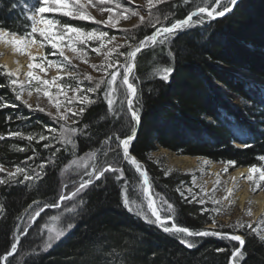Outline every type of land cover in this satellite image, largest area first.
Masks as SVG:
<instances>
[{"label":"trees","instance_id":"16d2710c","mask_svg":"<svg viewBox=\"0 0 264 264\" xmlns=\"http://www.w3.org/2000/svg\"><path fill=\"white\" fill-rule=\"evenodd\" d=\"M35 2L0 0V28L20 35L30 31L27 8ZM205 3L211 8L212 0H165L148 11L144 23L124 35V43L117 50L119 59L105 72L101 88L95 93L76 94L88 95L95 102L75 104L76 110L85 108L82 115L71 116L67 124L78 129L72 136L75 148L61 142V122L56 117L15 98L18 86L10 85L9 77L3 74L5 69H0V165L5 169L0 179L7 181L0 183V257L4 264H229L236 248L232 241L215 235L193 236L188 239L193 244L189 248L173 233H165L124 207L122 189L130 197L131 186L136 187L139 181L129 161L122 163L120 180L116 179L119 174L108 172L81 191L73 211L63 216V224L74 227L48 249H38V235L42 220L53 214L49 208L26 232L22 226L32 210L57 203L60 172L76 156L94 152L95 162L101 167L121 164L123 153L116 137L123 139L125 134H131L132 121L124 102L126 88L120 87L118 79L115 85H107V73L126 61L125 54L145 36L159 27H170ZM45 15L85 31L97 27L93 22L57 13ZM192 21L195 24L177 31L164 44L140 51L135 58L130 81L137 94L132 107L140 109L141 120L129 153L142 164L152 195L174 206L175 211L169 212L173 221L191 231H201L206 225L218 224L215 206L193 199L185 190L192 186L191 178L179 173L165 175L148 154L159 145L176 154L202 156L225 167L224 162L235 161V165L227 166V172L264 165L258 159L264 156V99L259 96L260 89L223 69L244 70L264 80V0H240L224 17L209 19L198 14ZM49 51L46 49V54ZM166 66L173 68L167 81L153 74L154 68ZM66 81L68 85L76 83L69 77ZM79 86L91 85L80 81ZM110 87L117 88L114 112L109 111L105 97ZM225 94L237 98L239 105L232 106ZM16 132L22 135H11ZM29 134L34 137L32 141L22 138ZM41 134L47 139L40 140ZM106 140L109 142L104 143ZM16 167L25 169L32 179L24 180L23 174L8 179L7 173ZM219 230L232 233L229 228ZM20 233L16 251L7 256ZM238 233L245 239V255L239 264H264V243L245 228Z\"/></svg>","mask_w":264,"mask_h":264},{"label":"snow or ice","instance_id":"6c2138e0","mask_svg":"<svg viewBox=\"0 0 264 264\" xmlns=\"http://www.w3.org/2000/svg\"><path fill=\"white\" fill-rule=\"evenodd\" d=\"M112 0H96V4H93V0H85V3H81L80 0H36L35 4L30 5L27 8V11L30 13L27 16V19L31 21V27L30 31L26 32L24 35H20L18 33H8L3 28H0V43L9 44L12 47V50L14 53H18L21 55H27L29 58V64L27 65L29 71L25 73V76L27 77V82L30 86V90L28 91V96L32 95V91L34 90L36 93H42L43 96L48 98V101L50 104H52L53 107L56 108V118L60 121H67L69 117V113H71L72 117L80 116L84 113L85 108L83 106L79 107L78 110L69 107L68 105H71L73 101H78L81 105H87L92 104L95 101H93L88 95H80L77 96V93H95L97 90L101 88V85L104 83L103 79L96 82L94 86H89L87 88H81L80 81L77 79L76 74L71 71V67H74V65L71 64V58L65 54V49L70 51L75 55L77 59H79L81 62H87L85 57L87 56L86 48L88 46L89 41L93 40H100V46L99 47H93L91 51L100 54L101 49L105 46L104 45V39L105 37H109V34L104 31H85L84 29L70 26L67 24H61L57 19L50 18L45 15V13H58L63 16H68L70 18L79 19V20H88L93 21L95 23H104L107 25H111L113 28L117 26V23L120 18L128 19L129 16L126 14L128 10L125 8L120 14L116 15L114 17L113 12L114 9L112 7L108 8H100L101 12L107 11L109 13L107 20L105 21H95L94 17H92L87 11L86 8L91 6H98V5H104L111 3ZM156 3H162L164 0H155ZM238 0H227L225 3L224 0H212V6L211 8L208 7L207 3L204 4V6L197 5L196 11L190 13L185 19L178 20L175 23H173L170 27H164L160 29H156L150 36H145L143 40L139 42V44L132 50L128 51L125 55L127 57V63L120 65L124 69V72L122 74V79L120 80V87L125 88V100L127 102L128 108L127 111L131 113V121H132V132H135V125L140 123L141 117H140V109L133 108V97L137 94V89L133 85V83L129 80V73H131L134 65L135 58L137 57V54L141 51L142 48H144L146 42H153L155 43L157 41L158 35H163L164 39H161L159 41L160 44H164L170 36L175 35L176 31L178 29L184 28L186 25L190 24L192 22L193 16H196L198 14H206L207 17L211 19H215L217 17H224L227 13L231 12L235 5L237 4ZM148 3V9L149 12H151V8L153 6V0H147ZM184 3H188V0H184ZM120 4H116V8H120ZM132 16H138L139 13L136 11L131 12ZM165 19H168L167 16H165ZM140 23L145 22L144 16H139ZM157 22H159L157 18ZM149 23L151 24V20H149ZM154 27V25H152ZM35 34V35H34ZM36 35H38L41 39L37 40ZM11 36V39H8V37ZM115 37H109L108 43H111L113 40H115ZM39 45L40 48H44L45 46H50L51 49H53V52L51 55L58 54L59 57L62 58V60H50L48 59L47 55L41 56L39 58V62H35L37 60L36 57L32 55V53L29 51V49L33 45ZM78 45H82L84 47H78ZM118 47V46H116ZM131 48V45H129ZM115 47L108 49L107 52H104L103 55L105 57V60L107 61L112 53L115 51ZM169 55L171 56V52H169ZM71 66V67H70ZM92 67H96V65H92ZM101 68L107 67V68H113V64L111 62H108L106 65L102 63L100 65ZM39 69L41 73H46L48 68H55L57 71V75L53 77L51 80L43 79L40 75L36 74L33 69ZM0 69H5L4 75L9 77V84L10 85H17L18 80L12 79L14 76H18L19 69H17L15 72L11 70H6V66H0ZM63 72L65 76L71 78L76 83L74 85H68L64 83H59V81H62L64 79V76H61L60 73ZM173 72V68L171 66H166L163 68L156 67L154 68L153 74H159L160 78L164 81H167L169 79V76ZM110 76V79L107 81V85L113 86L115 85L117 81V77L119 73L117 71H112L110 73H107ZM88 81H92L91 76L85 77ZM32 81H36L37 86H32ZM21 91L16 92L15 98L17 100H20L22 103H24L26 106L31 107V105L28 104L27 100H23V85L21 84ZM55 87L57 89L55 96H64V101L61 102L59 99H55L53 94L50 92V88ZM15 91V89H13ZM71 91L73 95L69 97L67 95V92ZM117 91L116 87H111L108 91L105 92V97L107 99V104L109 107L110 112H114L113 104H114V94ZM123 103V101L121 102ZM7 106V105H3ZM40 111H45L44 108L39 107L37 105ZM61 107H64V111H61ZM49 115H53L52 113H49ZM73 123L75 124L76 121L73 120ZM49 131L55 132L56 129H49ZM78 131L75 127H68L66 128L64 124H61L60 126V137L61 142L65 144H71L73 148H75L74 140L72 139V136ZM13 136H21L22 134L19 132L11 133ZM26 138L29 141H32L34 138L31 134H29ZM0 139H3V137H0ZM47 137L43 134L40 135V140H46ZM111 139V137L109 138ZM118 140L117 147L122 148L123 150V156L126 160L129 161L130 164L135 165L137 171H140V165L137 162V160L134 157L130 156L129 153V145L130 143L135 139L134 135L131 134H125V138L121 139L119 136L116 137ZM109 141L106 140L104 143H108ZM50 145L46 144L45 147H49ZM248 145L245 144V147ZM19 151H24L25 149H18ZM59 151V149H57ZM90 158L95 159V153L88 154ZM81 160L84 158H80ZM260 161H264V156L258 157ZM78 161H71L69 167L72 164H77ZM205 165L209 163V161L205 160L203 162ZM227 166H233L235 165V161H227L224 162ZM224 168V172L228 171V167ZM41 169L43 168V165H40ZM5 171L3 165H0V172ZM108 172H114L119 173L118 176H116L117 180H120L123 177V171L117 167H114L112 165H109L108 167H98L94 173H88L90 179L87 181H82L80 183L79 188L76 189V193H79L84 188H86L88 185L92 184V178L96 180L101 179L105 176V173ZM258 173L259 177L258 179H254L253 174ZM17 174H23L24 180H31L32 176L28 175L25 172V169L16 167L14 172H8L7 176L8 179L14 178ZM142 176L146 177V173L141 172ZM168 172H165V175H168ZM37 176L39 173L36 174ZM242 178L252 182L255 187H253L251 190L254 192L256 191V188L261 186V181H264V165L262 166H250L248 169V175L246 177L243 176ZM195 180V178H194ZM232 180L235 182L236 178L232 177ZM6 180L0 179V183H6ZM21 183L23 181H20ZM220 184V180H216V185ZM215 187V186H214ZM203 191V189H201ZM124 189H122V197H123V204L124 206L130 211H136V213L146 221L157 224L159 227L162 228V230L165 233H183L184 236L180 238V243L184 244L186 247H193V244L185 239L184 237L189 236H208V235H219L217 232H209V231H191L186 227H178L175 223H172V225L169 227L168 224L165 221V218H162L160 213L157 211L156 207H154V204L151 200H149L148 208L151 211V216L155 217V220H151V218L143 212V210L137 205V202L135 200H130L125 195ZM177 191H180L178 188ZM189 192H191V189H188ZM234 191V189H227V195L224 197L225 200H229V196ZM145 192H147V189H145ZM76 193H73L72 195L75 196ZM183 196V193H181ZM68 197H65L64 195H61L60 199L64 200ZM187 199V197H185ZM193 199H195V196H193ZM192 201H189L191 203ZM201 204L204 203L203 200L199 201ZM35 203V202H34ZM167 203V201H165ZM212 203L219 204L220 201L213 199ZM232 201L229 200V204L231 205ZM53 207H59L58 203H55L52 205ZM31 207V206H29ZM167 209L170 212H174V206L170 203H167ZM42 210V209H41ZM214 211L219 212V208L213 209ZM2 211V209H0ZM67 211H73V209H67ZM206 211V210H205ZM247 215H251V211L249 210ZM36 215H39V213H36ZM54 220L58 219V217H53ZM167 219L174 220V217H168ZM215 223V221H213ZM261 224H264V221L261 222ZM251 232L256 234L258 237V240L262 243H264V234H261L260 228L252 227L251 224L247 225ZM74 227L71 223L68 224V228L71 229ZM231 227V225H230ZM236 227L243 228L245 225L243 223L237 222ZM64 235V231H58L55 235V239H59ZM52 237H50V240ZM232 241L239 242L240 246L239 248H235L234 251L231 253V258L229 264H239V261L236 259L237 257L243 258L244 252L242 251L243 246L245 245V239L241 235H232L230 237ZM51 244L48 243L47 247H50ZM12 252H9L8 255L11 256L13 252L16 251L17 245L15 243L12 244ZM46 250V249H45ZM217 251H224V249H218ZM0 259H4L3 257H0Z\"/></svg>","mask_w":264,"mask_h":264},{"label":"rangeland","instance_id":"374dc122","mask_svg":"<svg viewBox=\"0 0 264 264\" xmlns=\"http://www.w3.org/2000/svg\"><path fill=\"white\" fill-rule=\"evenodd\" d=\"M80 2L85 3V0H80ZM93 4H96V0H93ZM116 4H120L121 7L116 8ZM157 4L159 3H156L155 0H153L152 7L156 6ZM101 7L103 8L112 7L114 9V12H113L114 17L120 14L125 8L128 10L126 14L129 16V18L128 19L120 18L115 28H113L111 25H107L104 23H95L93 21H89L97 25V27H95L92 30L107 32L109 34V37H115L116 39L113 40L111 43H108L109 37L103 38L105 46L101 49L100 54H97L91 51V49L93 47H99L101 41L100 40L89 41L88 46L86 48V52H87V56L85 57L87 61L86 63L81 62L79 59L75 57L73 53L65 49V54L71 58V64L74 65V67L70 66L71 71H73L76 74V77L79 81L86 82L90 84L91 86H94L96 82L100 81L101 79H104L105 72L110 69L107 67L101 68L100 65L102 63L106 65L108 62H111L113 66L116 65L115 62L119 59L117 50L119 46L124 43V40H125L123 38L124 35L128 34L133 28L141 24L139 20V16H144L145 19L148 18L147 15L149 11L147 0H112L111 3L104 4V5H98V6L89 5L86 8V11L92 17H94L95 21H105L107 20L109 13L107 11L101 12L100 11ZM132 11L138 12L139 15L132 16L131 15ZM201 15L207 16L206 14H201ZM81 21H88V20H81ZM160 28H164V27H159L157 29H160ZM181 29H184V28H181ZM181 29H178V30H181ZM8 39H11V36H9ZM36 39L40 40L41 38L38 35H36ZM161 39H164L163 35H158L157 41L155 43L146 42L145 46L151 45V44L153 45L160 44L159 41ZM78 47H84V46L78 45ZM113 47H115L116 50L112 53L111 57L106 61L103 53L107 52L108 49L113 48ZM46 49L50 50L48 52L49 54H46L45 52ZM29 51L32 53L34 57L37 58V60L35 61L37 63L39 62V58L44 55H47L48 59L50 60H57V61L62 60V58L59 57L58 54L51 55V53L53 52V49H51L50 46H45L44 48H40L39 45L37 44V45H33L29 49ZM5 56L12 57L14 64H17L16 69L9 68L6 65L5 61L3 60ZM29 62L30 61L27 55H21L18 53H14L11 45L0 43V66H6V70H11L14 72L17 69H19L18 76H14V78L18 80V84H17L18 92L21 91L20 85L21 84L23 85L22 99L28 101V104L31 105L30 108H38L37 105H39V107L45 109L44 112H46L47 114L52 113L53 115L51 116L56 117L55 116L56 108L53 107L52 104L49 103L48 98L43 96L42 93L38 94L33 90L32 95L28 96V91L30 90V86L27 82V77L25 76V73L29 71L27 67ZM125 63H127V59L126 61L120 63L118 66L112 69L119 73L117 77L119 81L122 79V74L124 72V69L120 67V65H123ZM92 65H96V67H92ZM223 69L234 74L236 77L240 78V80H242V82H245L248 86L250 85L253 88L259 87L260 89L259 92L264 95V80H260L258 77L252 76L251 74H249V72L244 71V70H234L230 68H223ZM33 71L36 74L40 75L41 78L48 79V80H51L53 77H55L58 74L55 68H48L46 73H41L38 68L33 69ZM238 71H240L241 73L244 72L247 75L244 74L242 76L241 75L238 76L236 74V72ZM131 73H129V80H131L130 79ZM60 75L64 76V79L62 81H59V83L68 84V81H66V78L68 77L65 76L63 72H61ZM86 76H91L92 81H88L85 78ZM249 77H251L253 80L252 81L249 80L250 79ZM255 79H257V81ZM34 86H37L36 81H32L31 87L34 88ZM49 90L53 94L55 99H59L61 102L64 101L65 98L63 95L55 96L56 91H57L55 87H52ZM67 95L71 97L73 93L71 91H68ZM225 97H226V100L232 106L239 105V100L237 98L231 97L228 94H225ZM124 102L126 105L125 99H124ZM75 104H77V101H73V103L68 106L76 109L77 106ZM118 109L119 107L117 108V111ZM61 111L62 112L64 111V107H61ZM68 115L70 118L67 121L59 120L61 124L65 125L66 128L70 127L67 124L71 122V113H69ZM88 154L89 153L76 156L71 161H78V163L72 164L69 167L70 162H71L70 161L60 172L61 193L57 201V203L59 204V207H53V206L42 207L38 211L32 210L33 212L31 213L29 212L30 214L29 213L27 214L26 221H24L23 222L24 225H22L24 226L25 232L35 224L37 217L40 215V213L44 212L47 208H49L48 211L53 213L50 217H46L40 223L41 225L39 227L40 234L38 235L39 236L38 238L41 239V241H40V245L38 249L45 250L49 248L47 247L48 243H50L51 246L54 243H56L61 238L60 237L59 239H55V235L58 231L63 230L64 234L67 232L68 224H63V216L66 213L72 212V211H67V209H73L75 206L76 197H78L81 193V191L79 193H76V189L79 188L80 183L82 181H87L88 179H90L88 173H94L98 167H101L99 166V164H96L95 162L96 160L93 158H90ZM80 158H84V159L81 160ZM148 158L152 161L157 162V164L161 168H163L165 172L188 175L191 178L192 186L185 190L188 191V189H191V192H190L191 195L197 198H200L204 202L209 201L213 206H215V208H219V212L214 211L217 214L216 222L218 224L206 225L201 231L217 232L219 233V235H215L216 237L218 238L222 237V238H226L227 240H231L230 237L232 235H241L240 233H238V230L242 228L236 227L237 222H240L245 225V227L243 228L249 230L250 232L251 230L247 226L249 224H251L252 227L260 228L261 234H264V224H261V222L264 221V212L258 213L257 212L258 207L254 203V197L258 195L259 193L264 192V181H261L260 182L261 186L256 188V191L253 192L251 189L255 187V185L252 182L242 178V174L238 176L233 175L234 172L242 168H235L231 172H224L223 170L225 166L211 162L205 157L176 154L166 148L160 147L159 145H156L155 149L148 154ZM205 160L209 161L207 165L203 163ZM127 161L128 160H126L123 156V162H127ZM133 166H134L133 168L135 172L139 175V181H138V184L135 185L136 187L131 186L130 188L132 190L131 192L132 196L129 197V195L128 196L126 194L125 195L127 196L128 199L135 200L137 202V205L143 210V212L146 213L151 218V220L154 221L155 217L151 216V211L148 208L149 200H151L154 204V207H156L157 211L160 213L161 217L165 218L166 223L170 227L172 223H175V222L172 219H167L168 217H171L169 213L170 211H168L167 209V203H165V201L161 199L160 197L152 195L151 189L149 187L147 175L145 177L140 174L141 172L145 173L142 170V166L140 165V171H137L135 165ZM111 173H114V172H111ZM116 174H119V173H116ZM247 175H248V168L243 173L244 177H246ZM253 176H254V179H258L259 174L254 173ZM232 177L236 178L235 182L232 180ZM91 178L93 182V179H95L94 176ZM217 179L220 180L219 185H216ZM245 188H246L247 196L244 199H241L240 197L242 195L243 189ZM145 189H147V192H145ZM201 189H203V191ZM227 189H234V191L229 196V200L232 201L231 205L229 204V200L224 199V197L227 195V192H226ZM73 193H76V195L73 196L72 195ZM61 195H64L65 197H68V198L61 200L60 199ZM213 199L220 201V203L214 205L212 203ZM249 210L251 211V215L246 214ZM36 213H39V215H36ZM131 213H134L135 215L139 216L143 221H145L142 218V216L136 213L135 210L132 211ZM53 217H58V219L54 220ZM147 223L153 224L154 226H157L158 228L162 229L155 223H151V222H147ZM220 227L229 228L230 230H232V233L225 234L219 230ZM173 235L178 237L179 240L181 237L184 236L183 233H178V234L173 233ZM21 236H22V233L17 235V240L15 244L19 242V238ZM50 237H52L51 240H50ZM189 237H193V236H189ZM189 237H184V238L188 240ZM232 242L236 245V248L241 247L239 242L237 241H232ZM10 252H12V250ZM236 259L238 261L240 260L239 257H237ZM0 264H4V259H2Z\"/></svg>","mask_w":264,"mask_h":264},{"label":"bare ground","instance_id":"6f19581e","mask_svg":"<svg viewBox=\"0 0 264 264\" xmlns=\"http://www.w3.org/2000/svg\"><path fill=\"white\" fill-rule=\"evenodd\" d=\"M187 17V16H186ZM185 17V18H186ZM184 18V19H185ZM183 20V19H182ZM192 24H195V23H193V21L188 25V26H186V27H184V29H186V28H188V27H190ZM181 30H183V29H181ZM181 30H178V31H181ZM156 31V30H155ZM3 60L5 61V63H6V65L9 67V68H12V69H16V65L17 64H14V62H13V60H12V57L11 56H5L4 58H3ZM234 72V71H233ZM236 74L238 75V76H242V75H247L246 73H244V72H240V71H238V72H236ZM244 78V77H243ZM246 78V77H245ZM250 78V79H249ZM248 79L249 80H253L251 77H249ZM256 81H257V79H255ZM259 96L261 97V98H263L264 99V95L262 94V93H260L259 94ZM202 157V156H201ZM176 162H178V161H176ZM122 163H123V160H122V162H121V164L119 165V166H114V167H119V168H121L122 167ZM141 166H142V164L140 163V162H138ZM107 166H109V165H107ZM104 167H106V166H104ZM245 168H242V169H239V170H237L236 172H234L233 173V175L234 176H238V175H241V174H243L244 172H245ZM247 196V192H246V188L245 189H243V192H242V195H241V199H244L245 197ZM59 199V198H58ZM58 201V200H57ZM254 203L257 205V207H258V209H257V212L258 213H262V212H264V192H261V193H259L258 195H256L255 197H254ZM256 212V213H257ZM177 225V224H176ZM178 227H180L179 225H177ZM226 239V238H225ZM231 241V240H230Z\"/></svg>","mask_w":264,"mask_h":264},{"label":"water","instance_id":"95a60500","mask_svg":"<svg viewBox=\"0 0 264 264\" xmlns=\"http://www.w3.org/2000/svg\"><path fill=\"white\" fill-rule=\"evenodd\" d=\"M238 2H239V0H238ZM238 2H237V3H238ZM218 18H221V17H217V18H215V19H218ZM210 19H211V18H210ZM151 46H154V45H153V44H151V45H146V46H144V48L141 49V51L144 50V49H146V48H149V47H151ZM132 70H133V69H132ZM126 105H127V102H126ZM127 108H128V105H127ZM138 126H139V124H136V126H135V132H134V133L132 132L131 135H134V136L136 137V134H137V131H138ZM122 152H123V150H122ZM13 253H14V252H13ZM13 253H12V254H13ZM7 256H9V255H7Z\"/></svg>","mask_w":264,"mask_h":264}]
</instances>
